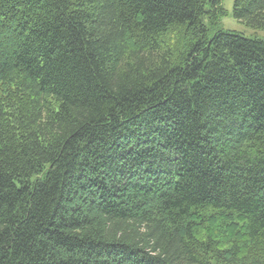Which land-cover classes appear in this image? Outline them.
I'll use <instances>...</instances> for the list:
<instances>
[{
  "label": "trees",
  "instance_id": "trees-1",
  "mask_svg": "<svg viewBox=\"0 0 264 264\" xmlns=\"http://www.w3.org/2000/svg\"><path fill=\"white\" fill-rule=\"evenodd\" d=\"M222 1L0 0V264H264V40Z\"/></svg>",
  "mask_w": 264,
  "mask_h": 264
},
{
  "label": "rangeland",
  "instance_id": "rangeland-1",
  "mask_svg": "<svg viewBox=\"0 0 264 264\" xmlns=\"http://www.w3.org/2000/svg\"><path fill=\"white\" fill-rule=\"evenodd\" d=\"M234 0H223L222 7L226 14L221 18L219 29L233 32L248 39L264 40V30L252 29L233 18Z\"/></svg>",
  "mask_w": 264,
  "mask_h": 264
}]
</instances>
